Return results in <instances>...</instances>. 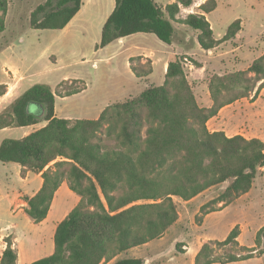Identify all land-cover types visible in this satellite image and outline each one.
<instances>
[{
  "label": "trees",
  "instance_id": "trees-1",
  "mask_svg": "<svg viewBox=\"0 0 264 264\" xmlns=\"http://www.w3.org/2000/svg\"><path fill=\"white\" fill-rule=\"evenodd\" d=\"M195 0H177L163 10L154 0H114V8L101 29L96 50L130 35L152 34L171 45L172 23L197 32L198 46L211 51L240 31V20L233 21L225 35L216 40L205 15L217 7L206 0L198 12L177 19L179 5L190 7ZM179 4V5H178ZM82 0H47L31 13L29 24L35 30H61L78 13ZM6 0H0V34L5 29ZM136 78L152 73L147 66L131 64ZM197 65L191 58L175 55L168 63L160 86L149 85L143 92L103 109L97 119L75 120L54 115L55 97H69L85 85L63 92L45 85H34L15 99L11 112L0 114V130L45 126L21 139H5L0 144V163L12 164L40 174L42 185L31 198L25 197L24 213L33 224L47 216L60 185L79 197L77 205L57 225L53 253L31 264H108L119 254L160 238L178 219L173 198L188 202L204 191L229 182L212 200L221 207L247 194L258 171L264 167V143L241 135L227 137L221 131H209L207 122L219 110L249 97L264 87V55L245 70L208 83L209 107L196 102L184 66ZM252 74V76H250ZM73 81L69 82L73 84ZM64 83V82H63ZM62 84V83H61ZM6 86L0 85V97ZM29 104L41 107V115L30 114ZM103 137L113 138L117 149H106ZM129 188L117 194L120 186ZM207 215L217 210H206ZM196 217V221L202 219ZM240 235L235 226L222 241L201 246L193 264L231 263L252 258L255 248H242L247 254L229 255L217 262L214 247L238 246ZM264 237L258 230L254 245ZM0 264H16L17 250L9 238ZM214 246V247H213ZM110 264H143L138 258L115 260Z\"/></svg>",
  "mask_w": 264,
  "mask_h": 264
},
{
  "label": "rangeland",
  "instance_id": "rangeland-1",
  "mask_svg": "<svg viewBox=\"0 0 264 264\" xmlns=\"http://www.w3.org/2000/svg\"><path fill=\"white\" fill-rule=\"evenodd\" d=\"M46 1L6 0L5 29L0 34V84L9 81L4 70L17 71L25 77L16 92L0 100V114L10 113L15 99L34 85H45L52 91L63 92L83 84L85 88L78 94L55 97V112L57 117L72 122L97 119L105 107L135 97L149 84L161 85L164 79L162 65L164 61L172 60V48L181 54L179 56L184 53L196 54L183 56L191 58L204 69L198 71L197 65L189 63L184 66V72L193 87L198 105L209 107L208 83L212 77L245 71L254 60L264 55V0H215L216 9L207 15L215 39L222 38L233 21L239 19L241 25L238 36L221 43L211 53L201 51L196 31L178 23L173 24L171 45L159 41L152 34L138 33L127 37L122 44L115 42L96 50L101 28L114 8V0H91L89 3L85 0L68 29H32L30 15ZM154 1L163 10L177 2ZM201 2L195 0L186 11H179V17L196 12ZM150 53L154 55L152 74L147 78H136L130 71L129 58L141 56L140 61L134 60L131 64L145 67L150 59L144 56ZM73 81L79 82L69 83ZM27 110L33 115L42 114L37 104H29ZM206 126L209 131H221L227 137L241 135L264 143V87L256 94L252 93L221 108ZM20 131H0V143L5 139H18ZM102 143L106 149H117L113 138L103 137ZM228 183L214 186L188 202L173 198L178 211L175 224L160 238L121 253L108 264L126 258L141 259L143 264H193L203 244L224 240L235 226L240 230L238 246H213L217 262L231 254H247L242 248H255L252 258L225 264H264L263 235L258 245H254L258 230L264 226V167L258 171L247 194L221 207L222 204L212 200L224 191ZM18 185V166L0 163V196L17 190ZM128 189L125 185L120 186L117 194L125 193ZM208 203L206 210L217 211L204 215L201 207ZM200 215L202 219L198 223L196 217ZM24 216L26 219L20 217L14 220L19 225L21 237L28 240L33 235H40L44 243H53L48 226L40 228L27 215ZM9 239L12 242V236ZM28 244L27 241L25 248H32ZM37 257L41 259L47 255L41 250Z\"/></svg>",
  "mask_w": 264,
  "mask_h": 264
},
{
  "label": "crops",
  "instance_id": "crops-1",
  "mask_svg": "<svg viewBox=\"0 0 264 264\" xmlns=\"http://www.w3.org/2000/svg\"><path fill=\"white\" fill-rule=\"evenodd\" d=\"M84 1L85 0H82V5H81L78 13L71 19V21L63 29H68V27L73 23L75 17L79 14V12L82 9ZM90 1L91 0H87V3H89ZM204 1L205 0H202L201 4L204 3ZM201 4H198L197 6L199 7ZM190 7L184 8L181 5H179V11L182 13L183 11H186ZM196 12H192V13H196ZM110 13H109V15H110ZM207 15H205L206 19H207ZM108 16H107V18H108ZM107 18L105 19V21L107 20ZM176 18L177 19H184L185 16H182L180 18L179 15H177ZM173 24L174 23H172V25ZM63 29H61V30H63ZM236 36H238V35L236 34L234 37H236ZM126 38L127 37L121 38L117 41H114L113 43L118 42V43L122 44V43H124ZM216 40H219V39H216ZM171 50L173 52L172 53L173 57L175 55H177V56L181 55V54H179V52L177 50H175V48H172ZM213 50L204 51L201 49L202 52H207V53H211V52H213ZM183 55H196V54L184 53ZM136 57H141V56H136ZM144 57L150 59L151 65H152V72H153V66H154V62L152 60L154 57L153 53H150L148 56H144ZM173 57H172V59H173ZM130 58H132V57H130ZM170 61H164L163 62L162 70H163L164 74L166 72L167 65ZM191 68H194V67L191 66ZM201 69H204L202 65L197 67L198 71H200ZM4 73L6 76H8L9 81L6 83L0 84V85H5L6 90H7V93L2 98H0V100H2L3 98H6L7 95L12 94V92H16L19 85L24 81V77H25L24 74H18L17 71H14L12 73L10 71L4 70ZM163 81H164V79H163ZM149 85H151V84H149ZM153 86H155V85H153ZM158 86H160V85H158ZM191 88L193 90L192 85H191ZM206 107H208V105ZM40 109H41V107L39 106V110ZM54 115H55V117H57L55 109H54ZM57 118H59V117H57ZM61 119H65V118H61ZM45 124H46L45 122H42V123H38L36 125H32V126H28V127H8V128L1 129L0 131L3 133H6L9 131H12L13 129H19L21 131H20V136L18 139H21V138L27 136L29 133L42 128L43 126H45ZM18 181L20 182V185H18L17 190H12L11 193H6L5 195L0 196V223H2L1 228H0V258H1V255H2L4 248L6 246L5 242L3 241L4 238H9L10 236H12V247L17 250L16 264H31L32 262L40 259L39 257H37V254L41 250H43V252H45V255L50 256L53 253L54 245H53V243H51L50 245L44 243L45 242L44 238L41 237L40 235H33L28 240L24 239V236L21 237V233L19 232V225L17 223H15L14 220L16 218H20V217H22L23 219H26L24 216V215H26L24 213V208L26 207V203L24 201V198L25 197L31 198L33 195H35V193H37V191L40 189V187L42 185V178H41L40 174H33L31 172H28V171L23 172V168L18 166ZM78 202H79V197L76 196L73 192H71L68 189L67 184L65 182H63L54 194V197L52 199V203L50 205V208H49V211H48L46 218L41 223L34 224V225H37L40 228L48 226V232L50 234V238L53 240L57 225L67 216V214L77 205ZM27 241L29 243L28 245L32 246V248H27V249L25 248V243H27Z\"/></svg>",
  "mask_w": 264,
  "mask_h": 264
}]
</instances>
